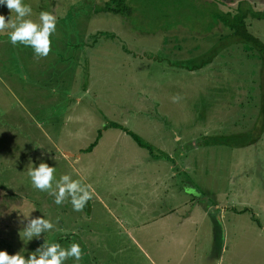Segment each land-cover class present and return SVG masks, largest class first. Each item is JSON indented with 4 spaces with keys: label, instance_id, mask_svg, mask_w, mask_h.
I'll use <instances>...</instances> for the list:
<instances>
[{
    "label": "rangeland",
    "instance_id": "obj_1",
    "mask_svg": "<svg viewBox=\"0 0 264 264\" xmlns=\"http://www.w3.org/2000/svg\"><path fill=\"white\" fill-rule=\"evenodd\" d=\"M23 2L34 22L49 11L57 24L46 57L0 33V251L27 259L44 242H75L82 259L63 264H264V118L249 133L264 105V55L208 29L202 0H126L122 13L104 0ZM246 4L264 10V0ZM0 14L11 16L6 5ZM245 22L264 43V20ZM161 151L169 158L150 154ZM41 161L56 180L92 185L82 211L33 187L30 163ZM220 208V220L201 217ZM37 217L54 228L29 241L23 229Z\"/></svg>",
    "mask_w": 264,
    "mask_h": 264
},
{
    "label": "clouds",
    "instance_id": "obj_2",
    "mask_svg": "<svg viewBox=\"0 0 264 264\" xmlns=\"http://www.w3.org/2000/svg\"><path fill=\"white\" fill-rule=\"evenodd\" d=\"M0 5H6L11 12L7 19L0 14V33L8 31L12 45L22 44L31 47L37 57H46L51 51V35L56 31L57 17L49 11H41L39 22L28 18L32 14V8L23 0H0ZM15 13V17H12ZM173 102H179L182 97L174 96ZM43 155V154H42ZM55 167L41 161L38 166L30 163L28 175L32 185L42 192H48L55 197V203L61 205L70 198L74 211H82L89 200L92 199L94 189L91 184H85L81 179H73L71 175L64 174L56 180ZM55 182V187L53 183ZM59 217H57V222ZM54 224L44 217L30 219L23 229V234L32 240L41 233L51 231ZM83 252L78 243H71L68 248L62 247L58 242H44L37 250L25 259L21 252L9 255L6 251H0V264H63L69 258L76 261L82 259Z\"/></svg>",
    "mask_w": 264,
    "mask_h": 264
},
{
    "label": "trees",
    "instance_id": "obj_3",
    "mask_svg": "<svg viewBox=\"0 0 264 264\" xmlns=\"http://www.w3.org/2000/svg\"><path fill=\"white\" fill-rule=\"evenodd\" d=\"M220 0H202L203 6H207L208 8H212L213 15H204L206 16V20L211 23L209 28H214L218 24L222 26V31L220 32L219 36L228 35L229 38H232L233 41H239L242 45L244 50H252L255 49L257 54L260 58L264 55V43L255 35H253L246 26L245 17L249 15L251 18H258L264 20V10H254L253 8L248 5H245L247 0H236V3L233 7V10L223 9L219 7ZM102 8L111 13H122L130 12L131 7L127 4L126 0H104ZM179 8V7H178ZM177 8V10H178ZM207 8V10H208ZM177 13V12H176ZM193 13V12H192ZM196 12L194 11V15ZM206 14V13H205ZM201 17V16H199ZM225 31V33H223ZM206 51H215L214 50H206ZM189 59H187L188 61ZM204 59H199L197 62H193L190 64H185L184 66L188 69H193L196 67H200L204 64ZM258 115L256 121L253 123L254 127L249 133L253 135L255 131L254 137L258 136V133L263 130V123L261 121L264 118V105L258 107ZM112 125L124 130L127 134H129L132 139L141 146H145L146 148L151 151L152 146L145 142L140 141V138L132 131L126 129L122 125L112 123ZM255 129V130H254ZM209 138V139H208ZM206 141H214L220 143H227L232 144L234 146L242 145L246 143L245 140L238 138L236 136H226V135H209L205 138ZM253 139L251 138L250 141ZM88 146L87 148H89ZM152 156H164L169 158V156L162 151L160 153H151Z\"/></svg>",
    "mask_w": 264,
    "mask_h": 264
},
{
    "label": "crops",
    "instance_id": "obj_4",
    "mask_svg": "<svg viewBox=\"0 0 264 264\" xmlns=\"http://www.w3.org/2000/svg\"><path fill=\"white\" fill-rule=\"evenodd\" d=\"M256 19H258V18H256ZM167 167L170 168L171 166L168 165ZM168 175H171V173H168ZM186 201H188V200H186ZM186 201H184V202H186ZM220 209H221V211H219V212H211V211H209L210 214L209 213H206V212H203L204 215H202L201 217H207L208 219H210L209 217H211V218H213V220H220L221 214L223 213L222 208H220ZM192 216L193 215L191 213H187L186 215L180 216V218L176 220V222L178 223L177 224L178 225L177 227L178 228L187 227V224L190 222L188 220L192 219ZM220 233H221V229H220L219 225H216V238H217V236L218 237L220 236Z\"/></svg>",
    "mask_w": 264,
    "mask_h": 264
}]
</instances>
